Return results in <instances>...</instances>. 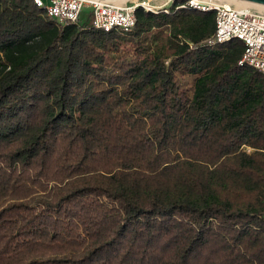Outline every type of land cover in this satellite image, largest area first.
<instances>
[{
	"label": "trees",
	"instance_id": "1",
	"mask_svg": "<svg viewBox=\"0 0 264 264\" xmlns=\"http://www.w3.org/2000/svg\"><path fill=\"white\" fill-rule=\"evenodd\" d=\"M135 15L0 0V264H264V71L212 9Z\"/></svg>",
	"mask_w": 264,
	"mask_h": 264
},
{
	"label": "built area",
	"instance_id": "2",
	"mask_svg": "<svg viewBox=\"0 0 264 264\" xmlns=\"http://www.w3.org/2000/svg\"><path fill=\"white\" fill-rule=\"evenodd\" d=\"M58 23L76 22L84 9H88L93 27L105 31H129L136 22L135 10L173 12L179 8L215 11V30L212 43L233 38L244 43L238 59L239 66H251L264 71V8L238 9L219 0H166L162 4L151 0H133L122 5L107 0H33Z\"/></svg>",
	"mask_w": 264,
	"mask_h": 264
},
{
	"label": "bare ground",
	"instance_id": "3",
	"mask_svg": "<svg viewBox=\"0 0 264 264\" xmlns=\"http://www.w3.org/2000/svg\"><path fill=\"white\" fill-rule=\"evenodd\" d=\"M107 1L122 5V4L126 3L127 1H131V0H107ZM219 1H221L223 3H227V4H232L233 6H235L238 9L264 8V6H262V5L253 4V3H249V2H245V1H239V0H219ZM160 4H162V3H160Z\"/></svg>",
	"mask_w": 264,
	"mask_h": 264
},
{
	"label": "rangeland",
	"instance_id": "4",
	"mask_svg": "<svg viewBox=\"0 0 264 264\" xmlns=\"http://www.w3.org/2000/svg\"><path fill=\"white\" fill-rule=\"evenodd\" d=\"M132 1V0H131ZM130 2V1H128ZM153 3H156V4H160V3H164L166 2V0H152ZM88 12V9H84L83 13H82V17L83 19L86 17V13ZM184 83H185V86L189 87L190 84H191V77L190 76H185L184 78Z\"/></svg>",
	"mask_w": 264,
	"mask_h": 264
},
{
	"label": "water",
	"instance_id": "5",
	"mask_svg": "<svg viewBox=\"0 0 264 264\" xmlns=\"http://www.w3.org/2000/svg\"><path fill=\"white\" fill-rule=\"evenodd\" d=\"M264 6V0H239Z\"/></svg>",
	"mask_w": 264,
	"mask_h": 264
}]
</instances>
